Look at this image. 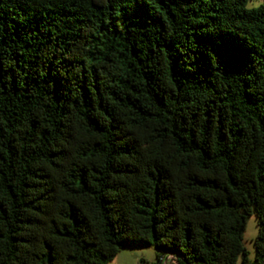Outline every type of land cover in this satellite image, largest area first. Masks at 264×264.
Instances as JSON below:
<instances>
[{
	"label": "trees",
	"instance_id": "1",
	"mask_svg": "<svg viewBox=\"0 0 264 264\" xmlns=\"http://www.w3.org/2000/svg\"><path fill=\"white\" fill-rule=\"evenodd\" d=\"M0 0V264H264V3Z\"/></svg>",
	"mask_w": 264,
	"mask_h": 264
},
{
	"label": "rangeland",
	"instance_id": "2",
	"mask_svg": "<svg viewBox=\"0 0 264 264\" xmlns=\"http://www.w3.org/2000/svg\"><path fill=\"white\" fill-rule=\"evenodd\" d=\"M264 3V0H249V7H257ZM259 231L256 215H252L248 219L247 229L244 235V243L249 252L251 264L255 259V239ZM158 250L154 247L131 246L122 248L117 257L110 264H157ZM178 264L176 261L173 263Z\"/></svg>",
	"mask_w": 264,
	"mask_h": 264
},
{
	"label": "water",
	"instance_id": "3",
	"mask_svg": "<svg viewBox=\"0 0 264 264\" xmlns=\"http://www.w3.org/2000/svg\"><path fill=\"white\" fill-rule=\"evenodd\" d=\"M157 264H162V260L158 261V263H157Z\"/></svg>",
	"mask_w": 264,
	"mask_h": 264
}]
</instances>
